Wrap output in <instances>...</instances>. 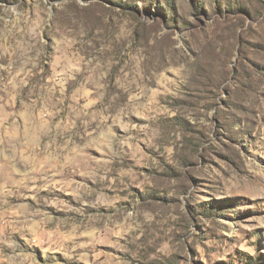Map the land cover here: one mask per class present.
Segmentation results:
<instances>
[{"label": "rangeland", "instance_id": "obj_1", "mask_svg": "<svg viewBox=\"0 0 264 264\" xmlns=\"http://www.w3.org/2000/svg\"><path fill=\"white\" fill-rule=\"evenodd\" d=\"M0 264H264V0H0Z\"/></svg>", "mask_w": 264, "mask_h": 264}]
</instances>
